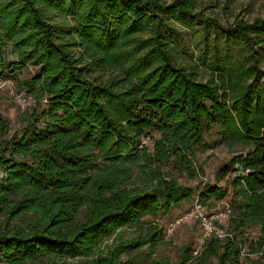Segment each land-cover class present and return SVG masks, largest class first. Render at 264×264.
Returning a JSON list of instances; mask_svg holds the SVG:
<instances>
[{"label": "trees", "instance_id": "16d2710c", "mask_svg": "<svg viewBox=\"0 0 264 264\" xmlns=\"http://www.w3.org/2000/svg\"><path fill=\"white\" fill-rule=\"evenodd\" d=\"M211 3L0 0V80L35 102L0 115V263L170 264L144 218L229 198L197 264H264V17ZM212 132L231 157L187 188Z\"/></svg>", "mask_w": 264, "mask_h": 264}, {"label": "rangeland", "instance_id": "374dc122", "mask_svg": "<svg viewBox=\"0 0 264 264\" xmlns=\"http://www.w3.org/2000/svg\"><path fill=\"white\" fill-rule=\"evenodd\" d=\"M170 1V0H168ZM215 7L221 15L227 17L230 21L234 18H242L245 20L253 19L255 17H264V0H201L204 4H209ZM208 2V3H207ZM58 22V21H57ZM60 22V21H59ZM15 55L11 54L9 59L14 60ZM0 80V115L8 118L12 122V126L16 127L17 117L23 110L30 109L35 105L33 99L27 95L26 91H20L17 84L18 80ZM105 76L102 78L104 79ZM215 136L212 132L211 135L206 137V150L198 152L196 159L198 165L203 169L204 176L196 179H185L184 176L178 177L179 182L185 187H197L200 183L214 184V173L220 168L222 162H225L231 157L221 145L215 146L213 142ZM219 186H224L222 181ZM229 198H224L219 202L208 201L205 206L198 203L195 199L182 202L178 206L170 210L169 213H163L153 218L146 216L145 220L153 221L159 228L163 230V238L157 244L154 258H163L174 264L179 260L182 252L185 249H190L189 256L191 257L190 264H197L205 242L212 236L222 240L227 231V220L230 213L228 206ZM196 205H200L202 211H195ZM202 218L207 219L210 223L212 231L206 235L208 228L203 225ZM134 229L126 228L124 230V240L132 235ZM256 231L250 233L252 237L255 236ZM110 240L107 242L109 245ZM106 244V243H105ZM194 250L198 254H192ZM255 256L248 254V247L246 246L241 259L245 264H254L256 262ZM205 264H217V260L210 258ZM258 264V263H256Z\"/></svg>", "mask_w": 264, "mask_h": 264}, {"label": "built area", "instance_id": "2783aa9c", "mask_svg": "<svg viewBox=\"0 0 264 264\" xmlns=\"http://www.w3.org/2000/svg\"><path fill=\"white\" fill-rule=\"evenodd\" d=\"M194 210L196 212L197 211H202V209L200 208V205H196ZM201 220L203 222V225L208 228V232H206V235H209V233L212 231V227H210V223H208L207 219H205V218H202ZM225 236H226V234H225ZM192 254L196 255V254H198V251L194 250ZM0 264H2V263H0Z\"/></svg>", "mask_w": 264, "mask_h": 264}]
</instances>
